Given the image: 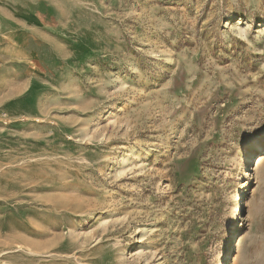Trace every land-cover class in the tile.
<instances>
[{"label": "rangeland", "instance_id": "374dc122", "mask_svg": "<svg viewBox=\"0 0 264 264\" xmlns=\"http://www.w3.org/2000/svg\"><path fill=\"white\" fill-rule=\"evenodd\" d=\"M263 150L264 0H0V264H264Z\"/></svg>", "mask_w": 264, "mask_h": 264}, {"label": "bare ground", "instance_id": "6f19581e", "mask_svg": "<svg viewBox=\"0 0 264 264\" xmlns=\"http://www.w3.org/2000/svg\"><path fill=\"white\" fill-rule=\"evenodd\" d=\"M245 162L246 163L252 162L253 167L259 168L264 164V150L257 157L255 156L253 160H249V158H246Z\"/></svg>", "mask_w": 264, "mask_h": 264}, {"label": "water", "instance_id": "95a60500", "mask_svg": "<svg viewBox=\"0 0 264 264\" xmlns=\"http://www.w3.org/2000/svg\"><path fill=\"white\" fill-rule=\"evenodd\" d=\"M257 156V155H256Z\"/></svg>", "mask_w": 264, "mask_h": 264}]
</instances>
